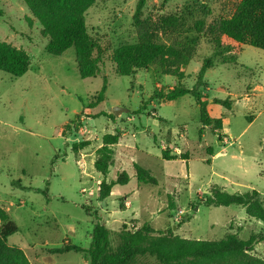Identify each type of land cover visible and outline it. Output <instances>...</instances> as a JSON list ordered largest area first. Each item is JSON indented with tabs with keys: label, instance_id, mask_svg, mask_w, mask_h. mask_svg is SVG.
I'll return each mask as SVG.
<instances>
[{
	"label": "rangeland",
	"instance_id": "obj_1",
	"mask_svg": "<svg viewBox=\"0 0 264 264\" xmlns=\"http://www.w3.org/2000/svg\"><path fill=\"white\" fill-rule=\"evenodd\" d=\"M139 1L97 0L87 10V31L104 51L94 52L98 75L82 78L74 48L51 55L49 39L24 1L0 0V42L31 61L22 77L0 71V209L19 228L4 244V261L23 256L29 264H89L84 253L51 250L65 244L88 249L97 223L109 230L113 247L124 228L133 231L144 224L194 240L253 236L250 254L264 261L262 221L242 206L205 203L219 187L228 193L256 191L264 208V51L244 46L236 62L214 60L199 90L210 116L222 119L223 134L209 126L200 137L203 125L194 97H158L178 85L194 87L201 58L211 55L204 41L201 58L181 69L182 78L164 74L160 66L131 76L117 73L114 51L138 42L133 18ZM184 2L144 0L142 19L176 14ZM213 8L214 15L221 11L219 4ZM106 134L120 135L107 181L125 171L130 182L101 200L102 176L94 163ZM165 149L178 159L164 160ZM185 154L188 159L181 157ZM134 164L158 185L138 183ZM136 264L161 263L144 257Z\"/></svg>",
	"mask_w": 264,
	"mask_h": 264
},
{
	"label": "trees",
	"instance_id": "obj_2",
	"mask_svg": "<svg viewBox=\"0 0 264 264\" xmlns=\"http://www.w3.org/2000/svg\"><path fill=\"white\" fill-rule=\"evenodd\" d=\"M42 26V33L49 39L47 51L59 56L70 48L77 55V65L82 78H94L99 73V59L94 52L104 51L101 44L89 35L85 14L97 0H23ZM219 4L221 11L214 15L213 5ZM144 0L137 4L133 18L138 36L135 44H124L113 53V62L120 76H131L135 71L162 67L166 75L183 77L182 68L195 58H201L199 49L204 41L211 55L201 58L202 66L198 80L192 89L181 85L173 87L158 98L174 101L183 96L195 98L200 110L203 128L213 126L222 138L223 121L213 118L207 110V99L199 90L204 85L206 72L214 67L215 59L226 63L236 62V53L244 46H252L264 51V0H185L180 12L164 14L158 18L142 19ZM212 17V21L208 19ZM31 66L30 58L23 51L5 42H0V71L14 78L25 75ZM106 90V80L99 94L102 99ZM215 103L226 105L225 100L215 99ZM220 138V139H221ZM119 134H106L103 144L96 150L95 170L101 174L99 198L107 199L113 188L126 185L130 176L122 171L111 181H107L113 165L114 146L119 143ZM85 146V145H83ZM188 159V155H182ZM164 160H176L169 150H162ZM210 163V160H208ZM136 178L140 184L158 185L151 173L134 164ZM208 206L238 205L246 209L247 215L264 223V208L258 199V192L228 193L216 187L205 201ZM174 209V203H170ZM123 210V209H122ZM0 264H29L23 256L13 261H4L6 240L19 232L13 221L0 209ZM256 243L255 237L240 240L234 234L217 241H205L167 235L144 224L137 230L123 229L119 234V244L112 246L109 230L97 223L92 232L88 249L73 244H65L51 250L52 253H84L89 264H136L140 258L152 257L161 264H264V261L250 254Z\"/></svg>",
	"mask_w": 264,
	"mask_h": 264
},
{
	"label": "water",
	"instance_id": "obj_3",
	"mask_svg": "<svg viewBox=\"0 0 264 264\" xmlns=\"http://www.w3.org/2000/svg\"><path fill=\"white\" fill-rule=\"evenodd\" d=\"M120 112H121V109L118 108V107H116V108L114 109V111H113V113H114L115 115H118Z\"/></svg>",
	"mask_w": 264,
	"mask_h": 264
}]
</instances>
